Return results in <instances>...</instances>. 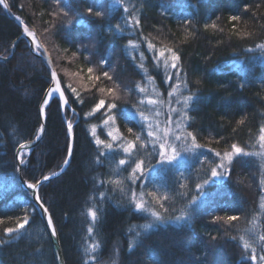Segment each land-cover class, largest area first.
<instances>
[{"label": "trees", "instance_id": "16d2710c", "mask_svg": "<svg viewBox=\"0 0 264 264\" xmlns=\"http://www.w3.org/2000/svg\"><path fill=\"white\" fill-rule=\"evenodd\" d=\"M7 3L11 12L35 31L47 50L68 100L62 113L59 98L51 97L44 110L41 141L21 154L25 161L21 164L23 178L36 183L59 170L68 157V144L72 143L69 164L38 188V195L53 218L64 264H84L85 260L88 264H252L251 250L245 252L238 237L245 235L256 249L262 248L258 242V234L264 233V213L259 208L260 197L264 196L261 160L256 156H236L227 166L230 172L222 178H212L210 168L219 163L215 152L230 150L233 143L247 152L261 150L257 137L264 124V52L256 45L264 43V0H123L129 13L113 0H60L59 6L55 0ZM97 5L103 7L95 10L105 14L89 15L86 9ZM61 7L67 15L60 11ZM132 12L140 20L139 27L125 21ZM232 15H239L241 20L231 21ZM213 23L215 28L211 27ZM117 24L122 31L116 29ZM205 24L209 25L207 29ZM244 31L251 35H241ZM19 34V26L0 5V55L9 54ZM129 40L139 47H127ZM148 41L154 49H148ZM161 48H172L178 53L176 68L171 67L170 53L165 51L164 57L159 56ZM89 67L93 68L91 74ZM104 71H108L111 80L103 76ZM89 75L100 79L89 80ZM49 83L43 62L31 53L23 38H18L12 57L0 60V181L10 184L0 191V219L4 221L0 224V241H4L0 243V264H55L43 222L28 200L27 191L16 182L14 156L20 143L38 133V109ZM137 84L146 91L140 92ZM177 84L178 93L169 97L168 92ZM100 88L115 89L118 99L114 100L107 91L100 92ZM189 94L194 99L186 109L189 119L184 126L203 147L186 155L180 151L181 157L173 164L158 165L159 144L154 150L151 143L144 149L137 145V155L145 160L146 169L145 175L133 183L128 179L127 165L118 169V161L125 155L120 141L112 142L107 135L109 126L103 124L107 104L116 103L112 110L115 127L125 140L134 139L127 131L131 127L133 133L147 141L152 139L147 136L149 121L141 120L138 111H144L150 120L167 122L171 118L175 124L181 116L171 109H183V97ZM150 98L163 103L149 105ZM101 99L105 100V107L87 116ZM156 110L159 116L154 115ZM124 113L130 118L125 119ZM241 119L244 123L238 124ZM64 120L73 124L71 138ZM91 125L97 126L100 139L113 143L112 150L96 145ZM168 139L178 148L181 146L173 136ZM101 151L105 155L97 163ZM152 166L155 170L149 172L147 169ZM109 179H123L124 193L112 184L101 183ZM205 179L209 183L202 192L197 191L196 185ZM181 184L186 187L181 188ZM132 191L137 195L141 191L167 194L169 199L162 203L168 211L153 202L152 197H144L150 208L161 212L164 221L153 222L150 212L136 210L130 198ZM192 197L197 199L188 209L189 217L175 222L174 217ZM91 207L98 209L95 223L87 214ZM25 209L30 214L29 225L6 235L4 229L15 227L16 218L22 217ZM228 215L241 219L232 225L215 221L216 216ZM254 215L255 229L245 231L252 229ZM150 222L152 228L141 227ZM90 225L91 236L87 231ZM136 231L141 233L139 237L135 236ZM233 236L237 239L233 240ZM92 243L100 247L95 253L86 254L85 249Z\"/></svg>", "mask_w": 264, "mask_h": 264}, {"label": "snow or ice", "instance_id": "6c2138e0", "mask_svg": "<svg viewBox=\"0 0 264 264\" xmlns=\"http://www.w3.org/2000/svg\"><path fill=\"white\" fill-rule=\"evenodd\" d=\"M55 2L59 6L60 0H55ZM113 2L115 4H118V5H123V11L125 13H129V6H127L126 4H123V0H113ZM0 5H3L4 8H6V9L9 7L7 0H0ZM98 7L102 8L103 6L102 5L90 6L86 9V11L88 12L89 15L101 17L105 13L103 11H100V10H95V8H98ZM132 7H135V6L133 5ZM245 10H247V5L245 6ZM60 11L63 12L64 15L68 14L63 7L60 8ZM16 19L19 20L21 22V24L24 23L23 20L19 16H17ZM229 19L231 21H240L241 17L239 15H232L229 17ZM125 21H126V23L131 24L133 27H139V25H140V20H139V18L135 12H132L130 14V19L128 17H125ZM208 27H209V25L205 24V28L207 29ZM211 27L215 28L216 27L215 23H213L211 25ZM116 29L118 31L123 30L121 28V25H119V24L116 25ZM24 32L28 36L33 38V43H35V46L37 49L43 47L42 44L35 41V33L33 31H30L27 27H24ZM240 34L241 35H251V33L247 32V31H244ZM187 35L190 36L191 33H188ZM185 39H187V37ZM127 47L135 49V48H138L139 45L137 43H135L133 40H129ZM147 47L149 50H152V49H154L155 46L152 42L148 41ZM256 47L258 49H260L262 52H264V43L257 44ZM45 51H47V50L45 49ZM165 51H167L168 53L171 54V60H172L171 67L176 68L178 65V62L180 60V56L172 48H167V49L161 48L159 50V56L164 57ZM249 51H251V49H249ZM73 55H75V53ZM4 58L7 59V57H4ZM140 58H141V60L144 59L143 53H141ZM101 63L103 64V63H105V61L102 60ZM164 64H165V67L167 68V66H168L167 59H165ZM140 67L143 68L144 67L143 64H141ZM87 71L89 74H91V73H93V68L89 67L87 69ZM145 74L147 75L146 70H145ZM103 76L109 80L112 79V77L109 75L108 71H104ZM51 77H52V81L54 82V86L49 89V91L47 93V97H51L53 95V93H58L59 94V102L62 105H67L68 100L65 98V94L61 90L60 81L57 78V73L55 70L52 71ZM99 79H100L99 76L89 75V80H99ZM148 79H149V82L152 83V78L148 77ZM169 79H170V77H169ZM197 83H199V81H197ZM184 86L187 87V84L185 83ZM69 87L71 88V85H69ZM116 87L118 88L119 85H116ZM240 87L242 88L243 84H241ZM137 88L139 89L140 92L146 91L145 87L141 86L140 84H137ZM179 89H180L179 84L173 86L171 88V90L168 92V96L171 97V96L176 95L178 93ZM71 90L73 93L76 92L75 88H72ZM99 91L100 92L107 91L108 94L113 95L114 100L118 99V96L115 95V89H113V88H108V89L100 88ZM153 91L155 92V87L153 88ZM156 95L158 97L160 94L157 92ZM193 99H194V97L191 94L183 97V109L180 110L181 119L177 120L175 122V128L177 130H179L178 134L175 130H173L170 127L166 126L164 128H161L159 123L155 120H150L149 115H146L144 111H138V114H139L141 120L149 121L147 136L152 138V139L147 140V141L144 140L142 135H138V134L133 133V129L131 127H129L127 129V131L129 134H132L134 136V139L125 140L124 137L122 136V134L120 133V130L117 127H115L116 116L114 114H112V110L115 109L117 107V105L115 102L107 104L108 111L106 113H104L106 118L103 120V124L105 126H109L110 130L108 131L107 135L109 137H111L112 142L120 141L119 147L125 155L123 158L119 159L118 169L121 166L127 165L130 168V172L128 175L129 180H131L133 183H135L136 180L142 178L145 175V169H146L145 160L140 158L137 155V153H138L139 149L147 148V145L149 143H151L153 145V150L155 149V145L159 144V153H158L159 160L157 161L158 165H165V164L171 165V164H173L174 161L177 160V158L180 154V151L189 152V151H193L194 149H198V148L203 147L200 143H198L196 136L192 132L187 131L185 126H184V122L187 119H189L186 109L189 107V104H190V102L193 101ZM177 102H180V101H177ZM48 103H49V99L46 98L44 100V105L41 106V108H40L41 114H44L45 106H47ZM105 103L106 102L104 99L99 100L95 104L93 109L89 113H87L86 115L91 116L95 112L100 111L102 108L105 107ZM140 103L143 104L144 101L141 100ZM147 103L149 105H157V104L163 103V101H161L159 99H151L150 98L147 100ZM171 111L176 112L177 110L171 109ZM73 112H75V109H73ZM123 115H124L125 119L130 118V115L128 113H124ZM154 115L159 116L160 112L158 110H156L154 112ZM166 123L170 125L172 123L171 118H169V120ZM243 123H244L243 119L238 121V124H243ZM37 131H38V133H43L44 132V126L41 125ZM91 133H92V136L95 138V143L97 146H103V148L106 150H112L113 149V143L112 142H109L106 139L102 140L99 138V136H97V126L96 125H91ZM67 135L69 138H71L73 135V124L71 121L67 122ZM170 135L174 136L176 141L181 142V146L179 148L177 147V145L175 143L169 142L168 138ZM39 138H40V136L38 134L36 136V139L38 140ZM257 142H258L259 147L261 149L258 152H256V151L247 152V151H245L244 148L240 147L236 143L231 144L230 150H225L223 153L216 151L215 155L217 157H219V163H215L214 166H211V168H210L211 177L212 178H217V177L222 178L225 173L230 172V169L227 166L232 164L233 158L236 156H241V155L259 157L261 160L260 168L262 171H264V124H262L261 127L259 128V135L257 137ZM137 145H139V149L137 148ZM27 147H28V145L26 143H20L19 149L17 152L18 156H20L23 153V151L25 149H27ZM209 151H213V150L209 149ZM67 153H68V157L65 158L63 161V165L60 168L61 172L64 170V166H67L69 164V159L72 156V143L71 142H69V144H68ZM104 155H105L104 151L99 152L97 159H96V162L101 163L102 161L100 160V157L104 156ZM20 162H21V164H23L25 161L21 158ZM147 170L149 172L154 171L155 166L149 167ZM58 174L59 173H53V175H58ZM49 179H50V177L47 175H45L43 177V180H45V181H47ZM38 183H40V181H37V183H27V187L33 190V195L35 197V200L47 218V227L50 230L51 237H56L57 231H56V228H55V225L53 222V218H52L51 214L49 213V209L44 205V203L41 201L39 195L37 194V184ZM101 183L112 184L116 188H119L121 193H124L123 179H109L107 181H101ZM208 183H209V180L205 179L203 181V183L197 184L196 185L197 191L202 192L204 185H206ZM260 183H261L262 189H264V179H261ZM180 187L184 188V187H186V185L181 184ZM145 195L152 197V201L155 202L156 204H158L161 208H164V204L162 203V201L168 200L169 197L167 196V194L158 195L157 192H151V191L148 193L141 191L139 193V195H137V193L135 191L131 192V197H130L131 202L135 205L136 210L150 212L151 216L154 218L153 222H156V221L163 222L165 218L163 217L161 212L156 211V210H154L148 206L149 201L144 199ZM100 196H101V199H103V196H104L103 192L100 193ZM90 199H91V197H90ZM196 199H197V197H192L189 204L186 205L184 208L180 209V214L174 217L175 222L179 223V222L185 221L186 218L189 217L188 209L191 207V204H194L196 202ZM259 208L261 210V213H264V196L260 197ZM164 210L168 211L167 208H164ZM33 211H34V209H33ZM87 214L89 217H91V220L93 223H95L98 220V209H96L95 207L89 208L87 211ZM29 219H30V214H29L28 210L25 209V214L22 217L16 218L15 227H8V228L4 229L5 234L11 235L12 233H18L20 230L25 229V227L27 225H29ZM240 219H241V217L238 215H228V216H223V217L216 216L215 217V221H224L228 225H232V223L234 221H238ZM255 221H256V216L254 215L252 217V220H251L252 229H246L245 231L253 232V230L256 227ZM153 222L145 224L141 227L144 230L150 229L153 227ZM3 223H4V221L2 219H0V224H3ZM87 231H88L89 236H91V234L93 233V227L90 225L88 227ZM140 235H141V233L139 231H136L135 236L139 237ZM213 239H215V237H213ZM232 239L235 240V239H237V237L233 236ZM238 239H239L240 244H241V246L245 252H248L249 250H251L250 259L253 262H256L257 259H259V261H264V255H260L259 257H257V255H256L257 249L254 246V243L250 238H247L245 235H240L238 237ZM3 242L4 241H0V243H3ZM258 242L261 243V247H262V249H264V233L258 234ZM133 244H134V240L129 243V249L130 250L133 247ZM99 247H100V245L98 243H92L89 248L85 249V253L86 254L95 253ZM92 259L95 260L94 255L92 256ZM84 264H88V261L85 260ZM113 264H115V261H113Z\"/></svg>", "mask_w": 264, "mask_h": 264}, {"label": "water", "instance_id": "95a60500", "mask_svg": "<svg viewBox=\"0 0 264 264\" xmlns=\"http://www.w3.org/2000/svg\"><path fill=\"white\" fill-rule=\"evenodd\" d=\"M4 7V6H3ZM5 9V12L7 14V16L13 20L20 28V35L18 38H23L25 39V41L27 42V45L29 47V50L35 55L37 56L45 65L48 73H49V78H50V85L49 87L47 88V90L45 91L44 95H43V98L40 102V105H39V109H38V112H39V116H40V119H41V125H44V114H41L40 113V108L41 106L43 105V101H44V96L45 94L49 91V89L51 87L54 86V82L52 81V77H51V73L52 71L54 70L53 68V65H52V62H51V59L49 57V55L47 54V52L45 51L44 47L42 48H39L37 49L36 46L34 45V43L32 42L31 40V37L28 36L25 32H24V27H27L30 31H33L35 33L34 30H32L31 28H29L26 24H21V22L19 20L16 19V16L11 12V10L9 9V7ZM17 38V39H18ZM17 39H15L13 42H12V46H11V50H10V56L13 54L14 52V48H15V44H16V41ZM35 41L40 43L36 33H35ZM41 44V43H40ZM2 57H0L1 59ZM5 60V58H3ZM59 96V94H58ZM40 138L37 140L36 137L32 140V141H29V142H25L28 147L27 149L29 148H32L34 145H36L39 140L42 138V135L43 133H38ZM37 134V135H38ZM18 149H19V146L17 148V152H18ZM16 152V153H17ZM19 169V170H18ZM16 176H17V180L19 182L20 185H22L24 187V189L28 190L30 192V197H31V201L33 202V204L36 206L42 220H43V223L45 225V228L47 229V232L49 234V237H50V240H51V244H52V249H53V253H54V257L56 259V263L57 264H63V258H62V255H61V251H60V248H59V244H58V240H57V236L56 237H51L50 235V230L48 229L47 227V218L44 214V212L42 211V209L39 207V205L37 204L36 200H35V197L33 195V190L28 188L27 187V182L22 179L21 175H20V166H19V161H17V166H16Z\"/></svg>", "mask_w": 264, "mask_h": 264}, {"label": "bare ground", "instance_id": "6f19581e", "mask_svg": "<svg viewBox=\"0 0 264 264\" xmlns=\"http://www.w3.org/2000/svg\"><path fill=\"white\" fill-rule=\"evenodd\" d=\"M1 6H3V5H1ZM4 8V7H3ZM5 10V9H4ZM17 17V16H16ZM13 21V20H12ZM14 22V21H13ZM15 23V22H14ZM25 24V23H24ZM29 27V26H28ZM30 28V27H29ZM33 30V29H32ZM20 35V34H19ZM31 40H32V42H33V38L31 37ZM34 45H35V43H34ZM12 46V45H11ZM10 50H11V48H10ZM14 50H15V48H14ZM14 53V52H13ZM48 54V53H47ZM13 55V54H12ZM12 55L10 56V52H9V54L7 55V56H2V55H0V57H2L0 60H4L3 58L4 57H7V59H9V58H11L12 57ZM6 60V59H5ZM44 64V63H43ZM57 78H58V76H57ZM49 80H50V78H49ZM58 80H59V78H58ZM51 82V81H50ZM49 85H50V83H49ZM49 87V86H48ZM47 87V88H48ZM47 90V89H46ZM45 90V91H46ZM45 93V92H44ZM48 93V92H47ZM47 93L45 94V96H44V100L46 99V98H48L49 100L51 99V97H53V96H56V97H58L59 98V96H58V93H53V95L51 96V97H47ZM43 98V97H42ZM43 105H44V101H43ZM42 105V106H43ZM60 106H61V112L63 113V106L64 105H62L61 103H60ZM64 122H65V124L67 125V120H64ZM41 126V125H40ZM44 126V125H43ZM38 134V133H37ZM37 136V135H36ZM35 136V137H36ZM34 137V138H35ZM34 138H32L31 140H29V141H32ZM42 139V138H41ZM41 139L39 140V142L41 141ZM29 141H25V142H29ZM25 142H23V143H25ZM38 142V143H39ZM37 143V144H38ZM36 144V145H37ZM20 145V144H19ZM18 145V146H19ZM36 145H34L33 147H35ZM18 146L15 148V151H14V156H15V161H16V166H17V161H19V166H20V175H21V177H22V179H24L23 178V176H22V174H21V162H20V159H21V155L20 156H18V154L16 153L17 152V148H18ZM32 147V148H33ZM32 148H29V149H25L23 152H27V151H30ZM63 165V164H62ZM65 167L66 166H64V169H65ZM61 168V167H60ZM60 168H59V170H57V171H55V172H53V173H61V171H60ZM53 173L51 174V175H49V177H50V179L51 178H54V177H56V176H58V175H53ZM15 177H16V182H17V184L22 188V189H24V187L22 186V185H20L19 184V182H18V180H17V176H16V168H15ZM25 180V179H24ZM27 183H30V182H28L27 180H25ZM40 181V183H38L37 184V194H38V188H39V185L42 183V182H45V180H43V178L41 179V180H39ZM37 183V182H36ZM10 185V184H9ZM9 185H6V183L5 182H3V181H0V191L1 190H4L5 188H7V187H9ZM24 190H26V189H24ZM27 191V193H28V200L29 201H31V197H30V192L28 191V190H26ZM31 203H32V205L34 206V208H35V210L37 211V213H38V215H39V217H40V219H41V221L43 222V220H42V218H41V216H40V214H39V212H38V210H37V208H36V206L33 204V202L31 201ZM43 225H44V223H43ZM44 227H45V225H44ZM46 229V228H45ZM46 231H47V229H46ZM47 234H48V232H47ZM48 236H49V234H48ZM49 240H50V237H49ZM57 240H58V237H57ZM50 243H51V240H50ZM58 244H59V241H58ZM51 247H52V244H51ZM59 248H60V244H59ZM52 251H53V249H52ZM60 251H61V248H60ZM61 255H62V252H61ZM53 256H54V253H53ZM62 258H63V255H62ZM54 261H55V264H57L56 263V259H55V257H54ZM63 264H64V259H63Z\"/></svg>", "mask_w": 264, "mask_h": 264}, {"label": "rangeland", "instance_id": "374dc122", "mask_svg": "<svg viewBox=\"0 0 264 264\" xmlns=\"http://www.w3.org/2000/svg\"><path fill=\"white\" fill-rule=\"evenodd\" d=\"M25 40V39H24ZM27 43V42H26ZM32 53V52H31ZM52 62V61H51ZM53 65V64H52ZM54 68V67H53ZM55 70V69H54ZM48 75H49V73H48ZM180 108H178L177 107V112L180 114ZM152 120H155V121H157L158 123H159V125H160V127L161 128H164V127H170L171 128V126H172V129L173 130H175L176 131V128H175V124L172 122L170 125L169 124H167L166 122H160V120H158V119H152ZM177 134H178V132H177ZM170 137H172V135H170ZM173 140H175V138H174V136H173ZM192 151H189V152H185V151H182L181 153H182V155H184V153H185V155L186 154H189V153H191ZM179 157H181V154H179V156H178V158ZM177 158V159H178ZM257 248V247H256ZM256 255H257V257H259L260 255H264V249H257V252H256ZM252 264H264V261H259V259H257V261L256 262H253L252 261Z\"/></svg>", "mask_w": 264, "mask_h": 264}]
</instances>
